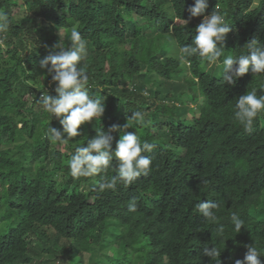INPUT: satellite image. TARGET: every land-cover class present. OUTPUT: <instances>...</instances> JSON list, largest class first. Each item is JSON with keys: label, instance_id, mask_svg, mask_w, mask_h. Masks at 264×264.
<instances>
[{"label": "trees", "instance_id": "1", "mask_svg": "<svg viewBox=\"0 0 264 264\" xmlns=\"http://www.w3.org/2000/svg\"><path fill=\"white\" fill-rule=\"evenodd\" d=\"M208 3L206 14L217 8L231 28L222 60L248 54L253 39L264 42V0ZM193 4L0 0L8 19L0 32V264H78L86 255L90 264H215L203 255L212 246L221 264H234L249 244L264 261V112L251 131L234 119L239 96L264 94V74L223 84V68L211 73L206 59L182 63L179 50L203 20L188 12ZM58 29L81 33L87 90L105 104L100 121L81 125V135L63 144L50 141L51 127L63 129L41 101L43 93L58 95L40 65L70 44ZM135 111L150 124L112 132L113 149L124 132H136L154 145L142 153L152 162L148 174L101 191L103 178L116 174L113 158L107 173L73 177L76 148ZM202 201L219 205L215 222L198 212ZM234 213L245 223L240 233Z\"/></svg>", "mask_w": 264, "mask_h": 264}, {"label": "clouds", "instance_id": "2", "mask_svg": "<svg viewBox=\"0 0 264 264\" xmlns=\"http://www.w3.org/2000/svg\"><path fill=\"white\" fill-rule=\"evenodd\" d=\"M208 7V0H194V4L188 8L192 17L203 16V20L195 29L196 35L192 44L180 48L179 59L183 63L187 58L195 56L198 59H206L212 63L211 68L216 69L217 66L214 67L213 64L218 59L222 60L220 57L223 54L226 36L231 28L217 8L211 14H206ZM7 27V17L0 15V32L6 31ZM67 36L70 41L67 47L59 45L58 51L50 53L40 62L41 68L52 76V81L56 85L55 91L58 94L52 96L49 93H43L41 96L44 109L59 119L62 125V132L54 127L49 129V139L54 144L56 142L67 143L71 138L81 135L78 131L81 125L93 120L100 121L105 112V104L101 98L90 96L87 90V66H81V61L87 56L86 41L75 29ZM247 47L248 54L229 55L222 60L223 84H235L236 80L249 71L253 75L264 74V42L253 39ZM262 112H264V94L258 95L257 90L252 89L237 98L234 119L245 131H251L255 118ZM132 113L127 118L126 124L122 126L114 124L107 131L96 129L97 134L88 140L86 146L76 148L75 154L69 161L73 177H90L107 173L113 158L118 161L116 174L103 178L99 186L101 191L115 190L118 183L129 186L142 174H148L152 162L147 155L142 153L151 152L154 145L147 141L141 142L136 132H124L113 149L112 132L134 128V124H150V121H146L140 111ZM201 183H207V181H201ZM136 207V201L133 200L129 204V210L135 212ZM218 207L219 205L213 201H202L196 205L198 212L209 222L217 220L214 210ZM231 223L237 233H240L242 227L245 226L244 221L235 213L231 217ZM223 231L224 226L219 225L217 232L223 233ZM246 247L247 252L244 259H237L234 264H264L255 244H249ZM221 253L215 246L203 248V255L210 257L215 264H221ZM78 264H90L88 255ZM165 264L168 262L166 261Z\"/></svg>", "mask_w": 264, "mask_h": 264}, {"label": "rangeland", "instance_id": "3", "mask_svg": "<svg viewBox=\"0 0 264 264\" xmlns=\"http://www.w3.org/2000/svg\"><path fill=\"white\" fill-rule=\"evenodd\" d=\"M71 31H72V30H71ZM60 33L64 34V36L62 37ZM70 33H71V32H70L69 30H64V29L59 30V29H58V34L60 35L61 40H63V39H68V36H67V35L70 34ZM226 56H227V55H226ZM228 56H229V55H228ZM213 66H214V67L217 66V68H216V69H214V68H210L209 70H210L211 73H216L215 70H217V73L220 72L221 69L223 68L222 60L219 61V59H218L217 62H216L215 64H213ZM193 106H195V105H193ZM195 107H196V106H195ZM151 120H152V119H151ZM123 253H124V251H123V249L121 248L120 253H119V256H122Z\"/></svg>", "mask_w": 264, "mask_h": 264}]
</instances>
